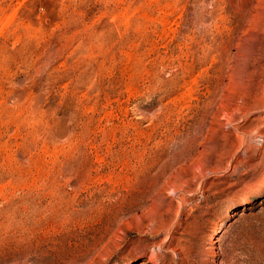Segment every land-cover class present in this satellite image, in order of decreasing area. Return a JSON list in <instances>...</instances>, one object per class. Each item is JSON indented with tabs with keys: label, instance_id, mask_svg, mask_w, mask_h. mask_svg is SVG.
Masks as SVG:
<instances>
[{
	"label": "rangeland",
	"instance_id": "obj_1",
	"mask_svg": "<svg viewBox=\"0 0 264 264\" xmlns=\"http://www.w3.org/2000/svg\"><path fill=\"white\" fill-rule=\"evenodd\" d=\"M0 264H264V0H0Z\"/></svg>",
	"mask_w": 264,
	"mask_h": 264
}]
</instances>
